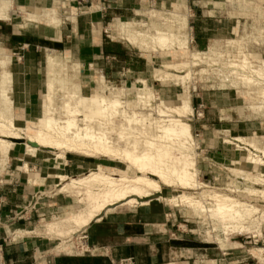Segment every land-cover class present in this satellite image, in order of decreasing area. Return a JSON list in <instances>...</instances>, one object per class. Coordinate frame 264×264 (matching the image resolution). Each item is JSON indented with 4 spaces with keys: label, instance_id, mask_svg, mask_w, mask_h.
Returning <instances> with one entry per match:
<instances>
[{
    "label": "rangeland",
    "instance_id": "obj_1",
    "mask_svg": "<svg viewBox=\"0 0 264 264\" xmlns=\"http://www.w3.org/2000/svg\"><path fill=\"white\" fill-rule=\"evenodd\" d=\"M173 4L181 5L180 14L178 16L179 19L182 20V23L187 24L190 50H200L202 52L209 50L213 45L210 43L211 40L215 38L220 39L221 37L226 41L227 45L226 47L221 46L217 50V52H222L224 55L221 58L222 61L219 59V62L227 64L229 55L238 54L237 48H241L245 52L250 51V53L264 58V5L257 4L256 0H147L146 4L138 9L140 11H138L137 16L134 12H130L122 15V17L111 18L109 23L105 25L104 40L106 42H110L111 40L117 41L119 46L123 47L124 51L127 52L128 55L119 60L122 66H128V64H133L134 62L139 63L140 61V64H135L144 69L141 70L139 74L128 72L127 69L129 67L127 66L126 70L121 71V75L113 74L112 70L105 69L102 71V67L93 64L94 61L89 62L88 59H83V57L77 53L53 52L50 54L58 55L68 63H80L87 67L89 64L94 65L91 70L87 68L88 71H86L84 75L79 76V82L82 84L87 94L93 93L94 86L90 79V75L94 73L92 69H97L104 75L105 84L110 87L114 86L118 90L120 89L123 91V94L121 92L118 99L124 102L134 103L138 101V96L143 93L140 80L147 81L152 95L156 97L151 100V105L153 106L158 105L159 99L163 100L164 104L167 106H176L183 97L190 94L193 114L186 120L192 127L197 144V146L191 148H195L194 150L190 149L191 152H194L190 153L192 155L194 154L193 158L196 159L198 184L200 186L189 187L188 189H185L177 183L173 184L171 187L162 186V190L160 191L153 192L152 190L150 192L152 194L150 198L140 199L139 201L154 200L155 202L169 206L177 212V226L181 230L179 233L188 236L190 240L201 247L211 248L210 251L201 250L196 252L198 253V258L195 264H264V221L262 218V214L264 213V175L259 176L257 172L260 171L253 170L254 167L252 166L247 167L248 165L246 161H244L245 157L248 155L246 149L261 156L260 153L254 151V148L247 143L251 141L255 145L257 144L256 146H259L261 149L264 148V143L260 140L264 139V109L261 110L256 106H252V103L254 102L255 104L256 100L253 98L248 99L247 96L241 93L243 85L239 84L238 87L240 89L238 90L232 87L233 79L226 78L224 74L214 71L216 70L215 68H218L223 73H231L237 71L236 69L221 66L217 67L216 65L210 67L208 64L199 63L192 68L193 73L190 77L191 79H188L184 85V83L181 84L178 80V73H171L166 69L165 71L162 67L164 63L180 60L178 57L179 53H176L175 50L171 51L172 53H156L149 49L134 48L128 44L125 37H118L115 31L109 28L112 23H139L144 20L151 25L153 29L167 28L170 30L173 29L172 31L175 32L180 24L178 23L177 17L172 15L174 11ZM66 8L65 5L64 10H66ZM16 9L17 8L12 12V17L16 15L14 23L19 24L22 23L23 16L20 15L19 11ZM33 11L35 10H30L29 12ZM153 11L156 12V16L153 14ZM64 12L65 11L53 8V10L51 9L49 12L40 13L44 16H55V18L60 19V24L65 21V23L72 25L71 21L73 22V18L76 17V12L73 10V15L69 13L66 14L67 11ZM145 13H147L146 17H144ZM158 16L162 17L163 20H159ZM10 20H12V18ZM198 20L206 22V25H200L202 27L201 31H203V29L213 30L210 40L206 38L204 41H200V39H198V29L196 28ZM214 21H221V24L218 22L215 23ZM153 24H156V26ZM34 26H39V23L28 25V27L32 28ZM135 27L138 28L137 26ZM41 28L42 26H40V29ZM98 31L101 32V28ZM206 33L205 30L202 32L204 35H206ZM49 52L43 51L41 54L43 67L45 57ZM228 53L231 54L228 55ZM204 68L211 69V71H209L211 73L202 74L199 72ZM137 72H139V70ZM169 73L171 76H169ZM161 77L163 81H158ZM178 81L180 82L179 84ZM45 82L46 76L44 71V79L42 78L41 80L40 93L36 96V104H38L40 116L43 110ZM182 85H184V87ZM60 91L62 90L56 93L57 103L64 106L63 98L65 94L63 91V93ZM103 94L105 96L114 97L106 89L103 91ZM9 99L10 100L7 102L13 105V110H5V115L12 118L16 126L25 127L28 122L35 121L38 118V116H23L20 113L21 110L15 109L11 97H9ZM25 106H29V101L25 102ZM1 107L5 108L4 105ZM255 107L257 110H255ZM153 114L156 115L155 112H153ZM223 131H228V138L230 137L231 140H233V138H244L247 142L245 143L246 145L244 143H235L237 145V147H235L222 144L220 141L215 142L216 137ZM16 142L18 143L17 145H22L23 148L25 146V155H29L27 158L34 156L40 157L45 160V162H43L45 167H48V164L55 165V168L52 167L49 172L48 168L44 167L45 171L50 175L47 177V180L43 182L42 187H40L43 193L40 195L41 197L38 203H47L48 201L53 203L63 198L66 200V205H63V207L60 208L58 212H54L53 215H40V218L30 221L28 212L35 208L37 205L36 200L34 204L24 208L22 214L18 216L15 222H32L31 225H28L31 229L16 227L13 231L15 236L20 237H47L56 244H60L59 251L78 249L79 238L83 233H86V229L90 225H88L87 222L75 225V223H72V218L80 214V217L88 219L92 212L94 213L97 211L94 207L96 202L92 200V197L86 194V188L80 185L68 186L73 179L80 180L86 178L93 172H100V167H102L103 173L110 174L114 178H118V176L129 178L142 176L139 170L123 159L117 158L115 160L114 158L87 156L76 152L66 153L68 158L67 161L74 162L70 163L71 168L69 170V167L65 168L64 166L65 159H61V157L58 156L61 151L41 146L36 142H31L26 137L25 140L22 139V141L18 140ZM19 151V154H23L22 149ZM174 154H176V152ZM1 158L0 154V159ZM79 162L83 163L80 164ZM5 164L6 163H1L2 166ZM241 167L242 169L244 168V174L241 173ZM246 167L251 170H248ZM238 168L240 173L235 172ZM114 169H116L115 175L113 172ZM26 170L28 171V168H26ZM58 175H64L68 178L66 181L59 184L56 178ZM31 179H33V177H31ZM154 180L158 181L156 179ZM30 183L33 185V182ZM35 185H38L37 182ZM94 189L98 190V187H94ZM216 193L217 195L229 196L239 202L245 203L250 209H254L255 212L246 215L243 220L238 222L230 220L229 217H224L216 212V202L214 198H212ZM184 197L190 198L189 201H192L184 202ZM101 201V196H99L97 199V206ZM92 203H94V206ZM124 204L125 201L116 202L109 207V210L102 211L100 215H97L101 217L107 212H112L114 207ZM127 206L134 207L139 205L134 204ZM53 221L57 224L56 229L52 232H48L46 225ZM94 221L95 219H93L91 223ZM17 228L18 231L16 232ZM32 228H34V230Z\"/></svg>",
    "mask_w": 264,
    "mask_h": 264
},
{
    "label": "bare ground",
    "instance_id": "obj_2",
    "mask_svg": "<svg viewBox=\"0 0 264 264\" xmlns=\"http://www.w3.org/2000/svg\"><path fill=\"white\" fill-rule=\"evenodd\" d=\"M256 2L264 5V0H256ZM173 7L172 15L177 17L180 24L175 32L172 31L171 27L172 30L167 28L153 29L144 20L139 23H112L109 28L112 31L114 30L118 37H125L128 44L134 48L149 49L156 53H170L174 50L179 53L178 57L180 60L164 63L162 67L171 73H178V80L184 85L188 79H191L192 68L199 63L208 64L210 67L216 65L217 67L236 69L237 71L231 73H223L218 68H215L216 70L214 71L224 74L226 78L233 79L232 87L238 90L240 89L238 85H243L241 93L247 96L248 99L253 98L256 100V103L254 104L253 102L252 106H256L261 110L264 109V58L250 53V51L245 52L243 49L237 48L238 54L232 55L228 53L231 56L229 55L227 64L219 62V59L222 61L221 58L224 55L222 52H217V50L219 47H226L227 45L226 41L221 37L220 39L211 40L210 43L213 45L209 50L203 52L190 50L187 24L182 23L178 16L181 5L173 4ZM15 8L23 16L22 23L18 24L20 29H26L28 25L34 23L57 27L61 25L60 19L55 18V16H44L42 13L29 12L24 7H17L14 0H0V21H9ZM155 13L153 11L156 16ZM146 16L147 13H145L144 17ZM158 17L159 20H163L162 17ZM73 22L76 24V17L73 18ZM153 25L156 26V24ZM97 34L99 36L100 31ZM50 53L53 52L50 51L44 61L46 82L42 115L35 121L28 122L25 127L16 126L13 119L5 115V110H13V105L7 102L11 96V73L7 57L0 58V154L2 163H7L10 149L18 144L16 141L25 140L26 137L31 142L61 151L60 153L58 152V156L61 159H66L67 152H76L87 156H100L102 158H114L115 160L117 158L123 159L139 170L142 176L136 178L118 176V178H114L110 174L103 173L102 167H100V172H93L80 180L73 179L68 186L80 185L86 188V194L96 202L95 206L94 203L92 205L97 210L94 213L92 212L88 219L80 217V214L72 218V223H75V225L85 222L89 225L93 219H100L97 214L100 215L102 211L109 210V207L116 202L125 201L124 205H145L147 201L139 200L150 198L152 195L150 192L152 190L153 192L160 191L162 186L171 187L175 183L185 189L200 186L198 184L196 159L193 158L194 154H191L194 151H190L197 144L192 127L186 120L193 114L190 94L183 97L176 106H167L160 99L158 100V105L153 106L151 105V100L155 96L152 95L147 81L140 80L143 93L138 96V101L134 103L124 102L118 99L121 92L123 94V91L105 84L104 75L97 69H92L94 73L90 75L94 86L93 93L87 94L79 82V76L84 75L88 71L87 68L91 70L94 65L89 64L87 67L80 63H68L58 55ZM209 71L211 69L204 68L199 72L206 74ZM169 76H171L170 73ZM162 77L158 81H163ZM179 81L178 84L180 83ZM184 85L182 86L184 87ZM105 89L114 97L105 96L103 94ZM59 90H62L65 94V97L62 94L64 106L57 103L56 93ZM3 105L5 108L1 107ZM256 107L255 110H257ZM227 132H221L216 137L215 142L220 141L222 144L235 147H237L235 143H247L244 138H233L231 140L230 137L228 138ZM260 140L264 143V139ZM250 142L247 144L254 148V151L260 153L261 156L246 149L248 155L244 161H246L247 167H254L253 170H259L260 172H257L258 175L263 176L264 148L261 149L256 146L257 144ZM175 152L178 155L174 154ZM243 169L241 173L244 174ZM115 170H113L114 175ZM237 170L235 172L240 173V170ZM245 171L247 172L246 169ZM56 178L61 184L68 177L58 175ZM94 187H98V190H95ZM99 196H101L102 201L97 206ZM212 198L216 202V212L224 217H229L233 221L243 220L246 215L255 212L254 209H250L245 203L229 196H220L216 193ZM189 199L184 197L183 200L185 202L189 201ZM262 218L264 221V213ZM56 225L54 221L49 222L46 225L48 232L56 229Z\"/></svg>",
    "mask_w": 264,
    "mask_h": 264
},
{
    "label": "crops",
    "instance_id": "obj_3",
    "mask_svg": "<svg viewBox=\"0 0 264 264\" xmlns=\"http://www.w3.org/2000/svg\"><path fill=\"white\" fill-rule=\"evenodd\" d=\"M15 2L17 7L38 13L57 8L73 15L74 10L77 18L76 24L71 21L72 25L63 21L59 27L39 25L28 29H20L19 25L14 23L16 15L10 21H0V58L7 57L9 60L10 97L15 109L21 110L23 116H40L36 96L40 93L41 80L44 79V67L41 62L43 51L77 53L89 62L94 61L93 64L102 67V71L112 70L116 75H121V71L127 67V71L133 74L144 70L135 65L140 64V61L128 64L127 67L122 66L119 60L126 57L127 52L117 41L106 42L104 32L105 25L111 18L122 17L130 12L137 16L140 11L138 9L142 8L147 0ZM197 22L198 39L210 40L213 30L203 29L207 32L204 35L200 25H206V22ZM214 22L221 24V21ZM28 101L29 106L26 107L25 102ZM21 149L23 154H19ZM25 154L22 145H16L10 149L9 159L4 166L1 165L0 159V264H112V261L120 259H133L135 264H195L198 258L196 252L211 250L209 247L199 246L188 236L179 233L181 230L177 226V212L154 200L134 207H114L112 212L105 213L91 223L86 229L89 237L88 252H80L79 249L59 251L60 244L47 237L15 236L13 230L16 227L31 229L28 225L32 222H15L24 208L34 204L36 200L38 206L28 212L30 221L40 218V215H53L66 205L63 198L53 203H38L43 193L40 187L50 175L45 168H48L49 172L55 165L48 164V167H45L44 159L34 155L27 158L29 155ZM67 160L66 156L64 166L70 170V163L74 162ZM30 182H33V185ZM36 182L38 185H35Z\"/></svg>",
    "mask_w": 264,
    "mask_h": 264
},
{
    "label": "built area",
    "instance_id": "obj_4",
    "mask_svg": "<svg viewBox=\"0 0 264 264\" xmlns=\"http://www.w3.org/2000/svg\"><path fill=\"white\" fill-rule=\"evenodd\" d=\"M89 237L86 233H83L79 238L78 249L82 252L89 251ZM112 264H135L133 259H120L118 261H112Z\"/></svg>",
    "mask_w": 264,
    "mask_h": 264
}]
</instances>
